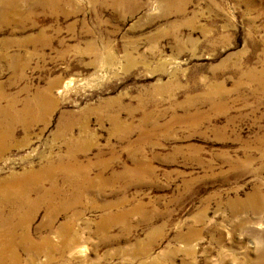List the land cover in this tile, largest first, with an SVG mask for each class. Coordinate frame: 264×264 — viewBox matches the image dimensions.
<instances>
[{
    "label": "rangeland",
    "instance_id": "rangeland-1",
    "mask_svg": "<svg viewBox=\"0 0 264 264\" xmlns=\"http://www.w3.org/2000/svg\"><path fill=\"white\" fill-rule=\"evenodd\" d=\"M0 185V264H264V0H0Z\"/></svg>",
    "mask_w": 264,
    "mask_h": 264
},
{
    "label": "bare ground",
    "instance_id": "bare-ground-1",
    "mask_svg": "<svg viewBox=\"0 0 264 264\" xmlns=\"http://www.w3.org/2000/svg\"><path fill=\"white\" fill-rule=\"evenodd\" d=\"M38 95H40V94H38ZM44 95L45 94H42L41 96L42 97H44ZM38 104H40L39 102H37ZM9 107V106H8ZM13 109V108H12ZM5 110V109H4ZM9 110H10V108H9ZM13 111V110H12ZM7 112V111H6ZM5 113V112H4ZM21 113V112H20ZM9 114V113H8ZM7 115V114H6ZM13 115H14V113H13ZM73 159V158H72ZM75 161V160H74ZM70 162V161H69ZM77 162V161H76ZM75 163V162H74ZM68 164V163H67ZM61 165V164H60ZM80 165V164H79ZM61 167V166H60ZM71 168V167H70ZM69 168V169H70ZM75 168H76V166H75ZM79 168V167H78ZM57 169V168H56ZM63 169V168H62ZM69 169H68V171H69ZM73 170H75V169H72V171ZM83 170V169H82ZM74 172V171H73ZM69 175V174H68ZM76 175V174H75ZM21 181V179H19L18 177H11L10 179H9V181L7 182V184L9 185V186H5L4 188H5V192H6V196H8V193H10V194H12V195H19L20 194V190L18 189V188H16L17 187V185L19 184V182ZM3 184V183H2ZM4 185H5V183H4ZM3 185V186H4ZM1 186V185H0ZM50 186H52V185H50ZM7 197H1L0 196V202H1V205H6V203L4 202V200L6 199ZM10 204H12L13 206H16V204L15 203H13V200L10 202ZM21 204H22V201H21ZM17 205H20V202L17 204ZM3 208V207H2ZM2 231L0 232V235H3V233H4V231H6V232H8V234L9 235H12L13 234V231H15V229H14V227H9V224L7 223V222H4L3 220H2ZM7 227V229L6 230H3L4 229V227ZM69 247L70 246V243L69 242H66L65 243V248L66 247ZM1 255H2V253L0 254V257H1ZM3 258V257H2ZM51 257H49V259H50Z\"/></svg>",
    "mask_w": 264,
    "mask_h": 264
}]
</instances>
